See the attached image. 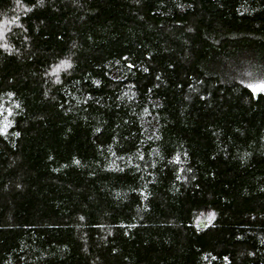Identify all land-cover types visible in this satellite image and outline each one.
<instances>
[{
    "label": "trees",
    "instance_id": "trees-1",
    "mask_svg": "<svg viewBox=\"0 0 264 264\" xmlns=\"http://www.w3.org/2000/svg\"><path fill=\"white\" fill-rule=\"evenodd\" d=\"M254 77L264 0H0V264H264Z\"/></svg>",
    "mask_w": 264,
    "mask_h": 264
},
{
    "label": "rangeland",
    "instance_id": "rangeland-1",
    "mask_svg": "<svg viewBox=\"0 0 264 264\" xmlns=\"http://www.w3.org/2000/svg\"><path fill=\"white\" fill-rule=\"evenodd\" d=\"M252 89L257 87L258 85L264 84V80L258 79V77H254L249 81ZM256 93L264 92V91H255ZM213 220V215L210 212H204L199 220L200 226L208 225Z\"/></svg>",
    "mask_w": 264,
    "mask_h": 264
},
{
    "label": "snow or ice",
    "instance_id": "snow-or-ice-1",
    "mask_svg": "<svg viewBox=\"0 0 264 264\" xmlns=\"http://www.w3.org/2000/svg\"><path fill=\"white\" fill-rule=\"evenodd\" d=\"M253 91H264V84L258 85L253 88Z\"/></svg>",
    "mask_w": 264,
    "mask_h": 264
}]
</instances>
